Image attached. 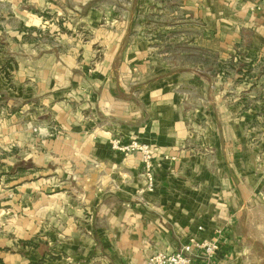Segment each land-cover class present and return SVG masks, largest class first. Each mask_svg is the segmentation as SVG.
Listing matches in <instances>:
<instances>
[{
	"label": "crops",
	"instance_id": "obj_1",
	"mask_svg": "<svg viewBox=\"0 0 264 264\" xmlns=\"http://www.w3.org/2000/svg\"><path fill=\"white\" fill-rule=\"evenodd\" d=\"M93 2L0 0V205L23 211L30 229L42 222L38 238L68 260L147 264L221 228L200 264H264V0H181L168 28L186 57L213 55L212 66L164 59L173 44L130 41L129 7ZM66 3L78 17L90 4L77 20L86 41L75 28L46 38L47 14ZM116 136L151 146L153 191L140 154L110 148Z\"/></svg>",
	"mask_w": 264,
	"mask_h": 264
},
{
	"label": "rangeland",
	"instance_id": "obj_2",
	"mask_svg": "<svg viewBox=\"0 0 264 264\" xmlns=\"http://www.w3.org/2000/svg\"><path fill=\"white\" fill-rule=\"evenodd\" d=\"M98 2H93V6H97L99 8H103L106 6H111L113 10L118 12H126L128 7V11L135 16L133 20H131V27L133 30L131 31V40H136L138 38H142L144 41L148 42L151 45L155 44H173V47L170 50L176 51L174 53L170 52L166 55H163L164 59L168 61H175L176 58H179L181 62H187V60L202 61L205 60L208 64L216 65L213 55L206 56L203 53H188L189 55L186 57V47H182L185 42H176L177 32L174 31L170 27L172 24H175V19L172 17V13L178 10L180 6L181 0H132V3L128 5V1L126 0H118L114 2V0H97ZM1 6V5H0ZM66 7V11L61 16H53L51 14H47V23H52L54 26L52 27L51 35L46 36V38L51 39V42H56L58 39V33L61 34H69L72 32V28L74 29V33L71 36H75V33H78V37H82L84 41H86L88 37V33L85 29L81 28L83 22L77 21L80 16L87 11V8L90 6L85 5L83 9L80 10L78 17L75 15L74 10L71 11L70 7L75 6L74 3H66L64 5ZM4 7V6H3ZM8 6H6L5 9ZM1 9V8H0ZM3 9V10H5ZM56 9L55 7L50 10L53 11ZM48 8H44L42 5H36V11L40 12L42 15H45L47 11H50ZM55 13V12H54ZM53 16V18L49 21V18ZM1 21V19H0ZM63 23H67V25H63ZM77 23L76 27H73ZM181 23V22H179ZM72 25V27L70 26ZM165 25L166 27H163ZM68 27V28H67ZM183 28L180 25V29ZM162 30H166V32H161ZM157 40V41H155ZM215 69V67H214ZM197 72V70L201 69H193ZM199 72V71H198ZM6 73L8 71L6 70ZM199 74H201L199 72ZM7 77V74L5 75ZM2 102H0V108H2ZM5 182V181H4ZM4 197H6L4 195ZM9 199V198H8ZM10 200V199H9ZM7 198H3V202L9 201ZM11 205L9 203H5L0 205V252H11L18 253L23 257H27L32 250H36L38 252H43L45 254V262L43 264H87L82 260L73 261L66 259L64 253H60V250H54L50 248V246L46 243H43L39 236V233L42 232V222L40 223V228H28L26 226V222H18V217H15L16 214L19 215V218L24 220L26 218V214L23 211H17L15 214L10 211ZM3 210V211H1ZM48 222V221H46ZM22 224V225H21ZM39 224V221H38ZM38 226V225H36ZM53 228V225H52ZM35 234H34V231ZM28 231L33 233L34 236L30 237L28 240ZM58 226L53 228L52 234L55 235V239H60L58 236ZM27 241H30L31 244H28ZM28 244V245H27ZM55 248V247H54ZM59 249V248H58ZM27 259V258H26ZM39 261V260H38ZM37 262V261H36ZM1 263V262H0ZM2 264V263H1ZM19 264H27L25 261L20 262Z\"/></svg>",
	"mask_w": 264,
	"mask_h": 264
},
{
	"label": "built area",
	"instance_id": "obj_3",
	"mask_svg": "<svg viewBox=\"0 0 264 264\" xmlns=\"http://www.w3.org/2000/svg\"><path fill=\"white\" fill-rule=\"evenodd\" d=\"M110 148L121 154L139 153L142 160V176L145 180V189L149 192L155 187L154 156L151 146L136 139L124 140L113 137L109 140ZM199 229H201L199 227ZM222 229L217 228L210 238L198 240L190 236L187 244L181 249L172 252H158L151 256L147 264H200L198 258L210 260L218 251ZM199 256V257H197Z\"/></svg>",
	"mask_w": 264,
	"mask_h": 264
},
{
	"label": "trees",
	"instance_id": "obj_4",
	"mask_svg": "<svg viewBox=\"0 0 264 264\" xmlns=\"http://www.w3.org/2000/svg\"><path fill=\"white\" fill-rule=\"evenodd\" d=\"M44 262H45V254H43L42 258L39 261H37V262H30L29 264H43Z\"/></svg>",
	"mask_w": 264,
	"mask_h": 264
}]
</instances>
